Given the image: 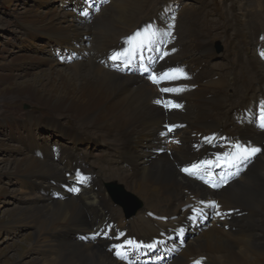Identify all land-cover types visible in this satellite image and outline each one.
<instances>
[{
    "label": "bare ground",
    "instance_id": "1",
    "mask_svg": "<svg viewBox=\"0 0 264 264\" xmlns=\"http://www.w3.org/2000/svg\"><path fill=\"white\" fill-rule=\"evenodd\" d=\"M90 1L94 4L89 8V17L80 13L82 5L87 7L86 0H67L68 6L63 11L54 7L51 0H37L31 4L19 25L24 29L23 38L34 42L38 37L52 49L44 62L47 69L39 75L7 65L1 66L5 69L0 70V84L5 85L0 89V102L8 96H20L53 111L48 118L27 115L23 123L28 132L20 141L28 153L13 160L17 179L24 184L27 182V192L31 193L27 194L31 196L29 202L32 204L20 207L19 216L35 226L38 241L31 245L43 254L36 259H44L43 264H124L106 250L108 244L104 238L93 234L97 230L104 233L112 224V218L109 199L101 182L103 174L99 175L94 165L89 162L93 167L90 168L86 162L92 152L84 156L76 148L77 143L86 139L88 143L95 140L93 143L97 146L105 145L119 151L117 171L125 184L131 185L138 179L161 184V212L180 214L179 203L188 199L186 189L206 198H218L227 208L248 210L245 216L223 222L243 226L235 232L218 227L216 222L201 225L199 233H192L191 241L187 239L168 264H186L202 255L208 258L206 264H242L250 255L262 254L264 215L260 210L264 206V132L259 130L258 123L253 121L250 124L248 111L255 114L256 101L264 98V58L258 54V49L264 48L261 10L264 7L260 4L264 0L244 3L224 0L223 4H217L215 0H192L191 6L182 8L174 6L177 3L174 0ZM96 5L102 8L92 16V8L96 10ZM151 13H161L162 19L165 15L173 16L175 21L166 46L159 49L161 65L179 64L182 58V64L196 67L194 75L187 72V78H176L173 82L178 86L180 82L184 83L183 91L175 92V96L185 100L181 107L163 109L160 103H156L160 100V93L135 70V66L130 72L127 69L116 71L105 67L97 58L118 44L122 46L124 36L154 18ZM212 28L213 31L219 29L216 37L222 33L226 36L227 46L219 55L211 46ZM164 38L161 34L159 41ZM193 40L196 43L194 49ZM168 49L171 52L165 55ZM63 50H68L70 59L64 60L61 68L58 62L64 59ZM37 57L35 54L17 56L15 61L39 60ZM214 57L226 62V70L219 76L205 71ZM60 113L75 116V124L81 127V131L74 128L65 132L61 129ZM165 119L185 126L166 131ZM217 120L221 121L220 125ZM42 124L46 126L44 134L55 131L69 141L70 146H59L56 141L49 143L45 138L38 142L35 136L39 129L37 133L35 129ZM93 131L96 132L94 136L90 135ZM209 131L214 132L217 141L231 138L244 144L245 138H250V143L261 147L241 178L238 176L240 179H232L215 191L179 170L180 165L195 157L192 144L198 139L197 133L204 135ZM218 148L221 147L202 141L197 152L209 154ZM99 163L94 162L97 166ZM75 166L86 171L78 172ZM96 172L97 176L94 175ZM81 173L87 176L86 181L72 193L70 184ZM48 179L53 181L52 190L59 194L54 195L55 198L61 199L50 202V205L34 204L39 198L32 188L39 185L43 187V195L46 194L42 183ZM49 180L47 185L51 187ZM136 223L140 224V229L161 224L142 215L137 217ZM135 224L129 229H137ZM116 228L122 229L112 224V236L116 234L113 232ZM145 232L151 234L150 230ZM39 235L44 238L39 239ZM49 235L58 243H51ZM82 237L86 238L85 241ZM89 238H92L91 242ZM109 238L112 237L109 235ZM61 240L66 242L60 243Z\"/></svg>",
    "mask_w": 264,
    "mask_h": 264
},
{
    "label": "rangeland",
    "instance_id": "2",
    "mask_svg": "<svg viewBox=\"0 0 264 264\" xmlns=\"http://www.w3.org/2000/svg\"><path fill=\"white\" fill-rule=\"evenodd\" d=\"M178 4H173L174 6H179L182 8V6H191L193 1L192 0H174ZM173 1V2H174ZM182 1V2H181ZM251 2V0H241L242 3L244 2ZM37 0H0V70L3 71L5 68H1V66L7 65L8 68L12 69H19L25 72H28L29 74L33 75H39L43 74V70L47 69V66L44 64L46 59H48L51 55L52 49L47 46L46 42L43 41V39H39L38 37L34 42L30 41L27 38H23V28L19 25L21 17L26 14L28 7L34 3H36ZM217 4H223L224 0H215ZM66 3V6H65ZM191 3V4H189ZM51 4L54 5L57 9L63 11L64 8L68 6L67 0H51ZM250 4V3H249ZM260 4L264 7V3L260 1ZM157 5V4H156ZM256 6V2L254 4ZM264 17V9H261ZM210 18L212 15H207ZM214 28L211 29L210 39L212 40L211 46L214 52L219 55L224 51V49L227 46L226 42V36L223 35V33L216 37V35L219 32V29L217 31H213ZM195 40L191 41L193 43V49L195 48L196 43H194ZM220 45V50L216 48V43ZM256 49V48H255ZM46 52V53H45ZM70 52V51H69ZM63 58L62 60H59L58 66L63 68L64 67V60H68V50L62 51ZM17 54V55H16ZM37 55L39 60H21V61H15V57L17 56H30V55ZM42 57V58H41ZM45 59H44V58ZM215 58V57H214ZM43 62H40L41 60ZM14 61V62H13ZM33 63V64H32ZM183 63V59H179V64ZM14 66V67H13ZM226 62L222 59H213L208 63V68L205 71L210 72V74L220 75L224 70H226ZM200 68V66H198ZM194 69V70H193ZM196 67L193 65L187 66V72L194 73ZM194 75V74H193ZM215 76H213L215 78ZM5 85L0 84V89H2ZM18 97V96H8L1 100L0 102V264H43L44 259L37 260L36 258L43 257L42 252L40 253L37 248L32 247V243L37 240V232L35 231V226L29 222V220H23L20 218V207L27 206L28 203L32 204L31 201V193L28 191L27 182L26 184L21 183V179H17L15 175L16 169L14 167V161L20 157V155L23 153H28L26 150L27 147H25V144H23L20 139L23 136L27 135L28 128L24 125L23 120L26 119L27 115L30 113L33 116H42L44 118H48L53 115V111L47 107H42L40 105H36L35 102L29 101L26 98ZM61 114V113H60ZM75 116L62 113L60 115V125L61 129H63L65 132H71L74 128L80 129L81 127H77L75 124ZM26 122V121H25ZM253 121L250 122L252 124ZM217 124L220 125L221 121L217 120ZM45 125H39L35 129V132L38 131L37 135L35 136L36 139L38 138V142L41 138H45L47 142H57L59 146L68 145L70 146V142L66 141L61 138L60 134L51 131L48 134H44L45 132ZM104 128V127H103ZM104 130V129H103ZM81 131V130H79ZM93 135L96 134L95 131L91 132ZM199 135V134H198ZM95 141V140H94ZM94 141H91L90 143L86 140H81L78 145H76V148L80 152L83 153L85 156L88 152H92V155L88 158L87 165H90L89 162H91L94 167L98 170V174H103L102 181L103 187L105 183L108 182H115L117 184H122L124 189L131 192L132 194L136 195L138 199L142 202V204L145 205L147 208H151L154 210L160 211V204L162 202L163 196V188L161 187V184H157L154 180H136L131 185H127L124 183V180L120 178L119 172L117 171L118 166V160H116V156L118 155V150L113 147H105L104 146H97L96 143H93ZM168 143V141H167ZM166 143V146L168 149V144ZM82 150V151H81ZM100 155V156H99ZM14 160V161H13ZM95 160L99 161L100 163L97 165L94 164ZM60 167L63 166L62 163H57ZM76 168H81L79 166H75ZM90 168H93L90 165ZM97 176V172L94 174ZM240 177V176H239ZM238 177V179H240ZM49 180V179H48ZM48 180L42 183L43 186H45L46 194L43 195L41 192L43 190V187L40 188L38 185L36 189L32 188V191H34L36 194H38L37 198H39L38 201H34V204H48L53 203L56 201H59L61 198L56 197L55 198V192L52 190V182L51 187L47 184ZM153 181V182H152ZM149 182V183H148ZM155 183V184H154ZM167 185L169 183H166ZM156 186V187H155ZM36 190V191H35ZM105 190V188H104ZM106 191V190H105ZM29 195H28V194ZM35 194V195H36ZM40 195V196H39ZM109 195V194H108ZM110 198V196H109ZM56 199V200H55ZM113 207L116 209L114 212V209L111 207L109 203V211L111 210V213L109 215L112 218V224L115 227L125 228L126 224L124 222L123 214L121 212V209L119 206L113 204ZM18 209V210H17ZM15 212V213H14ZM114 213L117 214V218L121 221L118 222V220L115 218ZM262 214L264 215V206H262V210H260ZM144 213H137L136 215H133L129 217L131 222L130 225L135 224L137 222V217L143 215ZM135 216V217H134ZM121 217V218H120ZM145 217V216H144ZM23 220V221H22ZM69 222V221H68ZM158 222V221H156ZM106 227L104 233H112L110 227ZM137 228L140 227L139 223L135 224ZM129 228V227H128ZM149 228V226H148ZM135 231V230H134ZM142 232V230L139 229V231L136 232ZM91 230L89 231V233ZM197 232V231H196ZM199 233V231H198ZM44 235H39V239H43ZM48 239L54 244L58 243L56 240H53L54 238H50V235L48 236ZM89 242H91L92 238L88 239ZM85 241V240H83ZM187 241H191L190 238ZM66 242L64 240H61L60 243ZM70 243H73L72 241H68ZM38 243V242H37ZM257 262V263H256ZM260 262V263H259ZM242 264H264V252L260 255H250L249 257L244 259V262Z\"/></svg>",
    "mask_w": 264,
    "mask_h": 264
},
{
    "label": "snow or ice",
    "instance_id": "3",
    "mask_svg": "<svg viewBox=\"0 0 264 264\" xmlns=\"http://www.w3.org/2000/svg\"><path fill=\"white\" fill-rule=\"evenodd\" d=\"M172 25H169V28H171ZM159 31L157 29H155L152 25H147L144 29L138 30L135 33H133L131 36H129L126 41H125V45L126 47H124L121 51L114 53L112 56L109 57L110 60H112L113 62L116 61H121V60H129L131 59V56L133 54H135L138 50L147 47L148 45L152 44L154 42V38L157 37L159 35ZM167 35H171L170 32L167 33ZM143 37H147L146 39ZM165 55H167V53H165ZM262 56H264V52L261 53ZM145 72L148 71V69L145 67L143 69ZM187 78L186 75L183 73V71L181 69H170L167 72L161 73L159 77H157V75L155 73H153L149 79L152 80L153 83H159L160 79H165V78ZM162 91L164 92H169V91H183L182 88L180 89H162ZM156 103H162V101L157 100ZM165 107H180V105L174 104L171 101H168L166 103H164ZM261 127H264V102H262V115H261ZM172 129L169 128V131H171ZM207 141L210 142L209 138H206ZM261 149L258 147H248V146H244V145H240V144H236L234 146V151L232 153H225L224 158H225V162L227 164V166H232L233 164L239 163L241 160H246L249 157L255 155L256 153L260 152ZM220 160V157H217V161ZM210 162H202L200 165L197 164H193L191 165V167L189 168H184L182 169V171H184L185 173L189 174V175H195L199 169L204 165V164H208ZM85 179L84 177H81V180ZM205 183H208V181H205ZM213 186H217V185H213ZM73 191H78L77 189H73ZM214 207H219V205H216L215 202H213ZM218 215H220V213H217ZM129 244L133 243V242H128ZM149 248L154 247V245H149ZM117 252L116 255L118 257L122 258V253L119 249L123 248V245H117ZM194 264H201L200 261H195Z\"/></svg>",
    "mask_w": 264,
    "mask_h": 264
},
{
    "label": "water",
    "instance_id": "4",
    "mask_svg": "<svg viewBox=\"0 0 264 264\" xmlns=\"http://www.w3.org/2000/svg\"><path fill=\"white\" fill-rule=\"evenodd\" d=\"M107 188L114 201L124 207L127 215L132 213L139 206V200L133 194L123 192L120 186L110 184L107 185Z\"/></svg>",
    "mask_w": 264,
    "mask_h": 264
}]
</instances>
